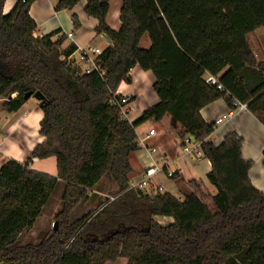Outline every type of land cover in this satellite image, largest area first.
Wrapping results in <instances>:
<instances>
[{
    "label": "trees",
    "instance_id": "trees-1",
    "mask_svg": "<svg viewBox=\"0 0 264 264\" xmlns=\"http://www.w3.org/2000/svg\"><path fill=\"white\" fill-rule=\"evenodd\" d=\"M4 1L1 108L16 112L26 93L38 92L42 140L23 162L0 164V264H105L119 258L126 264H264V192L250 183L252 162L242 159V139L234 131L218 144L201 145L214 194L199 179L185 181L190 191L180 199L129 186V157L139 148L135 128L146 121L179 138L203 140L212 124L200 110L222 99L229 109L233 100L245 104L264 125V59L256 60L246 39L258 28L264 35V0H121L117 31L105 21L110 0H86L83 11L96 20L95 33L110 43L99 55L102 77L68 60L76 46L62 48L63 35H36L28 13L34 0H18L6 14ZM78 1L57 0L54 10H71ZM72 20L77 26L75 15ZM145 34L150 45L143 49ZM134 67L152 74L157 102L129 122L108 98L119 96L120 82ZM206 74L222 89L207 84ZM48 157L55 158L54 176L29 168L32 159ZM262 158L264 168V149ZM104 177L116 186L113 199L73 218L76 206L95 199L92 191ZM59 183L61 208L53 226L32 236ZM157 217L172 222L164 226Z\"/></svg>",
    "mask_w": 264,
    "mask_h": 264
},
{
    "label": "crops",
    "instance_id": "crops-1",
    "mask_svg": "<svg viewBox=\"0 0 264 264\" xmlns=\"http://www.w3.org/2000/svg\"><path fill=\"white\" fill-rule=\"evenodd\" d=\"M18 0H5L2 6V13L6 14L12 10L14 5ZM57 0H34L29 7V15L32 20L36 24V34H40L41 36L47 35L53 32H57L56 36H64V42L61 47L64 48L70 43L74 44L77 48H83L86 46H94L99 48L101 51L107 47L110 43L108 39H106L102 34H96L94 31V27L96 25V20L94 18L88 17L85 15L83 8L86 4V0H79L78 3L71 9H63L60 11L54 10V5ZM121 7V0H110L108 2V12L105 17L106 24L109 28L114 31H117L120 28V20H119V11ZM72 15H75L78 21V25L74 26ZM67 33H71V39L66 37ZM54 36L53 38H55ZM143 38V37H142ZM141 38V39H142ZM105 44V47H101L98 44H95V40H100ZM141 41V40H140ZM140 44V42H139ZM150 45V42H149ZM149 45H147L149 47ZM253 52V51H252ZM254 54V53H253ZM72 56L75 58L76 54L73 53ZM254 57L256 58L255 54ZM264 58V54H262V59ZM256 60H258L256 58ZM81 69L82 66L79 65ZM138 67L132 68L128 73L127 80H131V73L135 71ZM153 77V76H152ZM151 81V89H152ZM121 82L116 90V94L120 96H126L128 98L133 97V101L136 102V93H132L130 91H121L120 88ZM157 97L155 98L154 104L157 102ZM133 101L129 102V112L128 118L129 121H133L138 118L141 113L148 109V107L137 106V104L133 103ZM150 104L148 106L154 105ZM23 106V105H22ZM37 110V107H34ZM40 109V108H39ZM228 110H230L225 102L222 99L215 100L214 102L204 106L200 110V115L206 123L212 124L214 120L225 114ZM41 115L37 114L36 120L39 121L42 118V112L40 110ZM132 113V114H131ZM150 123H154L157 127L150 125L147 130L140 129V125L135 128L136 139L137 137L143 136L148 132L149 129H154L156 131V136L148 140V144L151 146H155L158 148L159 152L170 160L171 163H177V168L172 171L177 173L178 178L173 180L171 178H166L163 174L158 176V181L165 188V191L170 194H174V192H179L182 195H186L189 193L188 191H181L180 189L183 187H187L185 185V181L191 179H199L202 181L204 186L208 189L211 194H214L213 190L209 188L208 181L206 179V174L210 170V163L206 158H201L196 162H188V166H184L181 164L180 160V149H179V141L180 138L173 131H164L159 123L154 122L152 120L146 121ZM143 124V123H142ZM8 123L4 124V129H7ZM234 131L237 133L241 139L242 144L240 148L241 157L244 160L251 161L252 166L248 171V177L252 186L258 191L264 192V168L262 166V151L264 149V125L256 119L247 109L236 111L234 116L227 123L221 124L214 132L209 135V140H214L216 144L220 143L223 139L224 135ZM4 144V143H3ZM3 144L1 151L3 153V157L7 158L8 155L3 151ZM139 149L132 153L129 158V164L131 167L130 176L133 179H136L141 171H142V162L139 158ZM12 158V157H11ZM5 159V160H6ZM133 161L135 164H132ZM170 163V164H171ZM56 174V173H55ZM105 177L101 180L100 184L96 188L97 190H93L97 195H103L101 190H107L103 188V183H105ZM116 188V186L112 182L111 188ZM117 190V189H116ZM91 205V204H90ZM79 206V205H78ZM85 206V205H84ZM77 207V206H76ZM87 210H84L81 213L88 212V206H86ZM91 209V208H90ZM89 209V210H90ZM81 216V215H80ZM76 216L75 218H77ZM156 221L161 224L171 223L172 219L169 217H157ZM123 259V258H122ZM117 261V260H116ZM112 262V263H116ZM107 263V262H106ZM126 264V262H125Z\"/></svg>",
    "mask_w": 264,
    "mask_h": 264
},
{
    "label": "rangeland",
    "instance_id": "rangeland-1",
    "mask_svg": "<svg viewBox=\"0 0 264 264\" xmlns=\"http://www.w3.org/2000/svg\"><path fill=\"white\" fill-rule=\"evenodd\" d=\"M246 39L248 41L251 50L255 54L256 58L258 60H262V54H264V35L262 28H258L255 31L247 34ZM95 44H98L101 47L106 46L105 45L106 43L103 44V42H101V39L95 40ZM147 45H149V39L148 36L145 34L140 41L139 47L145 49L148 47ZM75 64L77 66L79 65L82 66L83 69L81 70H84L85 65L83 62L78 60L77 56L75 57ZM131 74H132L131 80L128 81L127 79H124L121 81V85H120L121 91L123 90L124 92L130 91L132 93H136L135 95L137 100L136 102L133 101L131 104L135 103L137 104L138 107L139 106L148 107V108L151 107L152 105L151 106L148 105L152 104L156 98L155 93L151 89V81H153L152 74L148 71H142L139 68L135 69V71H133ZM1 102L2 100L0 99V120H1L0 127L2 130V134L5 135L6 137L5 142L3 144V151L8 155L7 158L15 159L17 161L23 162L28 157L29 152L33 148V146L41 142L42 140V137L37 132L38 122L36 120L37 114L41 115L39 109V101L33 97H30L23 104V106L20 107V109H18L16 112L13 113H6L5 111H3L1 108ZM34 107H37V110L34 109ZM6 122L8 123L7 125L8 127L7 129L6 128L4 129V124ZM150 125L154 126L155 128L157 127L154 123L144 122L143 124L140 125L141 126L140 129L147 130ZM5 159L6 157H4L2 161H0V164ZM130 162L132 164H135L131 160ZM180 162H182L181 164H183L184 166H188V162H196V161H192L188 157H183L182 160H180ZM160 163L162 162L160 161ZM29 168L54 176L56 173L55 158L48 157L44 159H32L29 162ZM169 168L175 171V169L177 168V163H171ZM105 180L106 182L103 183L104 184L103 188H106L107 190L105 191L101 190L103 195H96L95 199L92 202H88L85 206L79 205L75 207L74 211L72 212L73 218H75L76 216L80 217V215L86 214L94 210V208L97 206V203L102 202L104 199L107 198V196L109 195L113 196L116 193L117 191L116 188L115 187L111 188L112 181L108 177H105ZM133 180H134L133 177L130 176L129 181L132 182ZM155 182L157 181L155 180ZM209 188H211L213 192H215L214 187L211 186L210 184H209ZM180 190L188 191L190 189L187 186L181 188ZM161 193H167L165 191V188L162 189ZM61 195H62V184L59 183L54 189L53 193L50 195L48 201L42 207L41 214L34 226L32 236H34L35 233L45 230V228L48 229L51 226H53L52 221L54 215L61 208ZM171 195L175 196L178 199L182 198V194L177 191ZM86 206L88 207L90 206L88 208V212L81 213L83 209L87 210ZM167 224L169 223L166 224L163 223L161 225L165 226ZM125 262L126 260L124 258L123 259L119 258L116 261V263L107 262L105 264H125Z\"/></svg>",
    "mask_w": 264,
    "mask_h": 264
},
{
    "label": "built area",
    "instance_id": "built-area-1",
    "mask_svg": "<svg viewBox=\"0 0 264 264\" xmlns=\"http://www.w3.org/2000/svg\"><path fill=\"white\" fill-rule=\"evenodd\" d=\"M22 2L24 0H21ZM38 37L41 35L36 34ZM66 37L71 39L72 34L67 33ZM79 61L83 62L85 68L83 72H98L100 77L103 76V71L100 68V59L99 55L101 54V50L94 46H86L83 48H77L74 51ZM72 64H75V58L71 55L69 59ZM204 80L209 85H215L217 88L222 89L221 85L218 83L216 77L206 74ZM13 97V96H11ZM233 108L228 110L225 114L217 117L212 124V132H214L221 124L230 121V119L234 116L236 111H241L246 109V105L242 104L236 100H233ZM108 103L111 105H115L119 108V116L122 120L129 121L128 112H129V98L126 96H116L112 94L108 98ZM130 122V121H129ZM1 123V120H0ZM1 126V124H0ZM156 131L154 129H149L147 133L143 136L137 137L136 142L138 145V149L140 151L139 158L142 162V171L140 175L130 182V188L135 191L141 192L143 194H155L157 192H161L163 186L159 183L158 176L163 174L166 178H170L174 171L169 169L170 160L165 158L158 150L157 147L151 146L148 144V140L155 137ZM5 135L2 134V130L0 127V161L3 160V153L1 151V146L5 142ZM210 142L211 144H216L214 140H209V137L203 140H195L192 137L184 136L180 138L179 141V149H180V157H188L192 161H197L203 157L201 151L202 143ZM160 161L162 163H160ZM155 180L157 182H155ZM109 200L113 199V196H107Z\"/></svg>",
    "mask_w": 264,
    "mask_h": 264
},
{
    "label": "water",
    "instance_id": "water-1",
    "mask_svg": "<svg viewBox=\"0 0 264 264\" xmlns=\"http://www.w3.org/2000/svg\"><path fill=\"white\" fill-rule=\"evenodd\" d=\"M108 41H109V40H108ZM30 97L35 98V99L38 100L39 102L42 101V96H41L38 92H36V93H34V94H32V93H26V94L23 96V98H24L25 100H28Z\"/></svg>",
    "mask_w": 264,
    "mask_h": 264
}]
</instances>
